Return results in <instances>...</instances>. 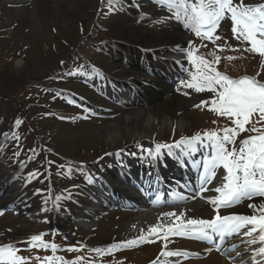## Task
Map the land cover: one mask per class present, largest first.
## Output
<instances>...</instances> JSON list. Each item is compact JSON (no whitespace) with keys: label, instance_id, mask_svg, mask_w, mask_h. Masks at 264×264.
<instances>
[{"label":"rangeland","instance_id":"1","mask_svg":"<svg viewBox=\"0 0 264 264\" xmlns=\"http://www.w3.org/2000/svg\"><path fill=\"white\" fill-rule=\"evenodd\" d=\"M243 4L262 5L264 0H243ZM176 10L157 0H119L111 6L109 0H0V159L9 171V186L16 188L18 194H27L33 202L31 211L16 213V208L14 212H3L0 245H13L17 254L26 258L25 264H48L44 258L49 256L60 258L53 264L65 261L148 264L149 259L158 257L157 264H176L177 256L166 257L161 252L183 251V248L207 252L202 242H188L174 235L165 241L159 229L158 234H149L151 226L161 222L167 226L175 218L155 221L145 229L146 223L135 226L137 214L123 212L119 205L125 204L124 201L114 195L120 187L113 179L120 176L117 169L134 164L135 156L148 160L145 143L151 147L155 143L170 144L182 137L220 133L221 129L233 126L227 117L211 110L215 93L197 92L181 84V81L191 82L192 75L197 73L198 62L190 60L187 51L208 61L219 56L221 59L212 67L231 79L250 76L264 82V58L243 50L250 45L234 37L230 17L213 34L220 39L208 40L197 36L193 25L186 24L184 19L178 22L174 16ZM125 23L151 37L180 33L187 39L181 47H175L180 43L154 47L147 39L131 37L129 31L120 32ZM220 47L225 50L220 51ZM177 48L185 51L184 62L170 59V53ZM236 48L240 50H228ZM230 56L236 59H226ZM153 60L157 66L151 64ZM11 72L16 76H5ZM158 82L165 88L157 86ZM14 84H17L15 90ZM113 88L131 89L136 93L134 101L125 103L123 96L120 99L112 94ZM136 111L153 114L157 120L170 117L175 121L183 117L189 123L182 129L176 126L158 129L149 141L129 131L110 140L107 127L122 125L127 114ZM249 135L255 133L241 134ZM94 151L97 152L92 154ZM102 153L107 163L99 165L104 167L81 165L94 161ZM115 153L120 154L119 162L110 158ZM99 168L112 185H105L102 177H97ZM97 182L103 187L98 188ZM57 189L60 191L55 192ZM109 197L113 202L102 208V212L108 213H99L85 229L80 214L94 200ZM250 204L260 208L264 206V197L245 198L233 209L230 207V214L259 215ZM208 207L197 206L190 212L184 208L175 213H184L183 220H199L208 214ZM51 228L60 230L61 234L46 232ZM40 230L45 234L36 243H46L48 249H29L28 244L19 242V238ZM140 236L149 241L143 247H123L122 250L132 248L124 252L117 248L113 251L119 253L109 254L110 245L138 240ZM51 245L56 246L54 254ZM63 247H67L64 252ZM70 248L77 250L69 251ZM93 249L102 251L97 253ZM212 252L201 261L185 260L178 264H233L221 251Z\"/></svg>","mask_w":264,"mask_h":264},{"label":"snow or ice","instance_id":"2","mask_svg":"<svg viewBox=\"0 0 264 264\" xmlns=\"http://www.w3.org/2000/svg\"><path fill=\"white\" fill-rule=\"evenodd\" d=\"M118 2L119 0H109V5ZM157 2L177 8L174 13L175 19L178 22L184 19L186 24L191 23L195 34L208 40L220 39L213 34L220 22L230 17L234 37L250 45L243 50L258 53L264 58V4L244 5L243 0H240V3H236L235 0H195V2L192 0H157ZM219 50L224 51L225 48L220 47ZM228 50L239 51L240 49ZM186 54L194 63L198 62L197 73L192 75L191 82L181 81V84L194 88L197 92L207 90L215 93L211 101L213 105L211 110L220 116L227 117L233 126L221 129L220 133L212 131L205 132L203 135L197 133L192 137H182L172 145L156 144L155 151L152 149L145 151L155 159L161 154L162 149H167L169 155H173V148L180 149L182 153H194L198 151L196 145L199 143L201 146L210 147L213 153L210 160L204 163V169L209 173L203 177L204 183H210L215 178L217 167L222 166L227 174L223 177L225 183L222 187L215 188L220 195L209 201L216 205L217 215L213 219L183 220L181 217L184 213L177 215L175 212H167L162 215L175 219L167 226L163 222L151 226L149 234H158V229L162 230L165 241L173 235H198L200 239L211 240L212 233H215L219 240H225L226 237L232 235L252 237L247 244L259 245L250 249L253 252L252 264H264V206L257 208L254 204L249 205L250 208L259 211V215H219L221 206L228 207L245 198L264 197V123H262L264 122V82L250 76L234 80L216 71L212 64L219 62L221 59L219 56H216L214 61H208L193 57V52L190 50ZM226 59L233 60L236 57L230 56ZM262 67H264V60H262ZM94 71L98 70L94 69ZM207 103V101H201V104ZM257 116L258 119H256ZM19 123L20 121H17V124ZM256 124H261V127H256ZM246 125L252 126L246 127ZM245 132L255 133V135L242 137L241 134ZM229 145L232 147L229 148ZM201 190L207 189L202 187ZM177 220L179 223H176ZM244 228H249V230L242 232ZM42 235H33L31 241H41ZM145 239L144 236H140L138 240L112 244L108 250L136 246L138 242H143ZM37 246L49 247L46 243ZM51 248L53 251L56 250L55 245H51ZM68 250L76 251L77 249ZM93 251L100 253L102 250L93 249ZM17 252L18 250L11 244L0 245V264H25L26 258L19 256ZM161 255L172 257L188 255V253L162 251ZM240 255L241 253L237 252V257ZM257 256L261 257L260 261L256 260ZM37 259L40 258L37 257ZM56 259L60 258L54 256L44 258L48 264H53ZM63 264H77V262L65 261ZM152 264H157V262L153 261Z\"/></svg>","mask_w":264,"mask_h":264},{"label":"bare ground","instance_id":"3","mask_svg":"<svg viewBox=\"0 0 264 264\" xmlns=\"http://www.w3.org/2000/svg\"><path fill=\"white\" fill-rule=\"evenodd\" d=\"M32 19L33 18L30 17L31 23L33 22ZM119 30L120 32L129 31V35L131 37H136L139 40L147 39V41H150L154 47L170 43H173L174 45L180 43V45H175V47H181L187 39V36L180 33L171 34L170 36L164 35L156 38L151 37L143 31L133 29V26L128 23H125ZM184 54L185 51L177 48L176 50H172L170 58L172 57V59H175L176 61L183 62L186 60ZM156 85L160 88H165L162 82H158ZM115 93L121 95V98L123 96V99L130 102L134 101L133 98H135L136 94L131 89L128 90V88L121 89V91L119 89V92L114 90L113 94ZM155 95L156 93L154 96ZM188 123V120L183 117L175 121H173L170 117H164L161 120H157L153 114L145 113L144 111H136L134 113L127 114L126 120L122 125H109L107 127V137L110 140H115L120 134L122 135L123 133L129 131L132 132L135 137H141L143 141H149L158 129H169L173 126L182 129L185 128ZM150 145L145 143L143 145L144 150L150 149ZM152 150L155 151V148H152ZM172 152L173 155H169L168 150L166 149L157 158L154 159L152 157V162L142 161L141 159L140 161L138 160V166H142L143 170L145 168V171L141 174L138 173L136 167L137 165L135 163L130 164V166L128 165V171L122 172V176L125 178L124 182L122 181V184L126 185L125 182L129 183L130 181L132 182V186L131 188L122 186L117 192L115 191L114 195L120 196L122 200L130 203L136 210L139 211L138 216L136 217L135 226H143L146 223L143 228L145 229L147 225H150L155 221L164 220L166 217L162 215L163 213L182 212L184 208L186 209V212H190L199 206L191 200L193 199L192 193H194V191L201 194V192L203 193L207 190L215 191V188L218 187L217 181V184L216 182L204 183V181L201 182L199 180L198 182L195 175V173L198 170L200 172L201 169L200 164H198L201 155L208 156L210 153L213 154L210 147L205 149V147L202 146L199 151L194 153H182L180 149L176 148H173ZM220 169L221 167H217L215 169V176H220ZM134 178L136 182L135 180L133 181ZM8 181L9 175L7 166L5 165V161L0 159V205L5 206L6 204L11 203L16 206L17 204L20 206L19 208L21 210H28L29 207L32 206V204H30L32 202L27 199L25 194L19 195L16 188H11L7 184ZM186 182H189V188L185 186ZM140 187L144 189L143 192H141L142 190ZM202 187L207 190L202 191ZM217 195L219 196L220 193H217ZM180 197L184 198L181 199ZM113 198L116 197L113 196ZM113 198L109 197L94 200V204L83 210L79 219L82 221L85 229H88L90 224L89 222H92V218H94L102 208L113 202ZM176 203H182V206H180L182 208L171 205ZM158 206H160V208H164L158 209ZM176 223H179V221L177 220ZM211 235L212 239L206 240L207 244L202 245L203 247L208 248L210 247L208 243H216L221 250L226 252V256L233 260V264H252L253 252L250 249L259 246L247 244V241L252 239V237L246 239L245 241H239L238 238H234L226 242L224 240H219L215 233H212ZM20 239H22V237L19 238V240ZM233 245L236 247L233 248ZM237 252L241 253L239 257H237ZM256 260L260 261L261 257L257 256Z\"/></svg>","mask_w":264,"mask_h":264},{"label":"trees","instance_id":"4","mask_svg":"<svg viewBox=\"0 0 264 264\" xmlns=\"http://www.w3.org/2000/svg\"><path fill=\"white\" fill-rule=\"evenodd\" d=\"M5 71H6V69H5ZM8 71V70H7ZM5 76H9V77H13V76H16L15 75V73L13 74L12 72L11 73H7V75H6V73H5ZM12 86H14L13 88H14V90H15V87L17 86V84H14V85H12ZM10 87V86H9Z\"/></svg>","mask_w":264,"mask_h":264}]
</instances>
